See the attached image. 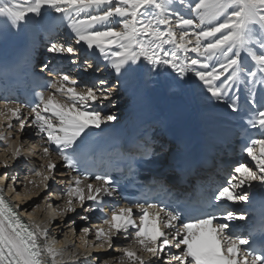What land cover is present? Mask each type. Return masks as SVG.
<instances>
[{
    "label": "snow or ice",
    "instance_id": "obj_1",
    "mask_svg": "<svg viewBox=\"0 0 264 264\" xmlns=\"http://www.w3.org/2000/svg\"><path fill=\"white\" fill-rule=\"evenodd\" d=\"M177 2L187 5L191 15L176 11ZM54 14L70 31L71 42L50 43L47 52L63 56L76 55L81 48L92 51L98 60L102 58L104 68L87 57L81 66L101 76L110 70L109 75L115 73V78H97L81 88V81L59 74L50 82L52 91L47 96L43 91L35 93L36 102L28 105L27 115L24 106L0 98V117L9 130L7 135L0 131V141L11 137L16 121L20 132L34 127L35 134L48 145L42 148L48 162L35 172L44 189L49 188L50 180L67 176L50 158L51 151L58 153L66 168L75 170L78 149L87 137L118 119L106 109L115 106L114 96L122 81H135L144 72V64L149 72L167 73L176 87L193 93L199 90L212 108L225 116H239L248 129L257 131L258 138H249L243 148L251 164L236 163L212 199L217 204L248 203L256 196L253 182L264 188V103L255 99L256 85L264 88V0H0V42H6L25 24H52ZM189 53L196 55L190 57ZM42 68L47 69L48 64ZM21 156L20 146L7 144L0 157L4 169L0 174V264H66L63 250L48 242L49 227L24 222L17 211L20 205H13L4 194V182L11 180L7 187L21 198L14 186L18 177L8 171L10 160ZM86 180L87 176L79 175L59 180L65 185V203L58 206L56 214L74 213L79 206L83 210L79 220L85 222L90 213H105L106 206L111 212L99 226L80 229L82 243L77 247L84 251L68 257L73 264L80 256L84 259L79 264H264V248L253 247L254 235L264 239V219L254 222L245 235L233 222L246 220L248 213L207 211L212 207L208 201L169 206L148 203L145 197L144 203L134 206L131 202L106 205L104 198L117 194V182L108 173L96 175L95 183ZM76 223L72 220L69 225L73 233ZM89 234H94L91 243ZM121 237L131 243L117 248ZM109 250L120 255L113 256Z\"/></svg>",
    "mask_w": 264,
    "mask_h": 264
},
{
    "label": "bare ground",
    "instance_id": "obj_2",
    "mask_svg": "<svg viewBox=\"0 0 264 264\" xmlns=\"http://www.w3.org/2000/svg\"><path fill=\"white\" fill-rule=\"evenodd\" d=\"M175 10L180 12L181 14H183L185 16L191 15V13L188 11L187 5H180L178 2L176 4ZM87 52H90L91 55L93 56V58L98 57L97 53H94L92 51H87ZM77 55H80V53L78 52ZM188 55L190 57H194L196 54L189 53ZM93 58L91 57L90 59H93ZM251 63L252 62L249 59V64L251 65ZM143 66H144V73L143 74H144L147 82L155 83L154 88L156 89V94L158 96L159 104L161 106V110H162L163 114L166 115V117H168L171 121H174L176 119L181 120L183 117H185V115L188 111L187 110L188 107L195 108L196 106L199 105V107L202 109V111L205 115L207 122L208 121L211 122V125L209 127L211 129L215 130L219 134L224 133L225 128L222 125V118L218 115V113H216L213 110L214 108H212L208 104L207 99L205 97L199 95V90H197L196 93H193V91L191 89H188V88H180L179 87V89H171V87L173 85V81L171 80V78L168 77L167 73H164V74L152 73V72L148 71V68H149L148 65L144 64ZM109 71L110 70H108L107 72L109 73ZM111 75L113 77H111V78L108 77L110 81L112 79L114 80L115 73H112ZM135 81H133V82L122 81V84L118 90V91H120V93L118 92L119 93L118 96H122L126 90L129 91V93L132 92L134 85H135ZM256 87H261V86L259 84H257ZM122 89H123V92L121 91ZM183 89L184 90L186 89L188 94H183L182 93ZM177 93H181L183 95L180 94L181 96H179V95L173 96V95H177ZM167 94H169L170 97L167 98L166 97ZM192 95L194 96V99L192 98ZM126 105H127V101L126 102L124 101V104H122L121 106H123V108H124V107H126ZM119 117H120V115H119ZM1 123L4 126L7 125V121H5L2 117H0V124ZM15 123H16V121H13L14 125H15ZM2 129H4V127H1L0 131H2ZM13 129H14L15 134L12 137H10L6 141H0V147H2V150H0L1 151L0 157H2L3 153L5 152V149L3 148V146H6L7 144H11L12 148L20 146L22 156L27 157L30 154V156H28L30 163H33L34 167H36L35 169H37V166H40V167H38V170L42 171L43 166L39 164L37 159H35V153L39 152L37 147H36V143H35L36 137L34 135L32 137L28 136L30 134V131H32V127L31 126L26 127L23 132L19 131V126L14 127ZM12 134H13V130H12ZM13 137H15V138L13 139ZM39 155H41V153L37 154V156H39ZM50 158L58 165V170L61 172L60 164L57 163V161L52 156ZM45 159L48 160L49 157H47ZM23 162L24 161L19 160V159L10 160L11 167L8 169V171L10 172L11 175H17V177H18V180H17L18 183L17 182L15 183V187H16V190L17 189L19 190L20 188L22 189L20 196L23 197L24 195H27L28 193H32V194L36 193L37 195H33V196H37V202H40V204H38L39 207H37V209L34 211V213L32 215H27V214H25V213H27V209L23 208V206H25V204H21L20 203L21 201L16 202L17 204L20 205L19 210H20L21 214H25V216L26 217L28 216L27 218H29L31 221H34L35 223H38L41 226L47 225L50 229V234L48 236V242H52V243H54V246L56 248L62 249L63 250V253H62L63 256H67V255L70 256L74 252L82 253L84 251V249L77 247L78 245H80L82 243V241L80 239V237H81L80 229L85 227V226H98V225L91 222L90 219H89V221L81 222L79 220V216L81 214H83V210L79 206H77V210L74 213H65L63 215H57L56 213L58 211V206L62 207L65 203V199L63 197V194H61V192H59L60 186H61V183H59V180L61 179V177H58V179L56 181L50 180L52 184L51 185L49 184L48 189H44L43 185L41 187V185L37 184V181L35 180L36 179L35 175H30V176L27 175V167L24 165ZM3 171H4V169L0 168V174H2ZM26 177L28 179L35 180L36 184L27 183V180L25 179ZM11 183H13V182L11 181ZM9 191H11V190H9ZM46 192L52 193V195L50 196V201L49 200H46V202L40 201L41 200L40 198L43 197ZM12 193H14V192H12ZM21 200H23V199L21 198ZM68 214H71V215L69 216ZM54 216H55V218H54ZM72 220L77 221L76 225H72V227L76 228V231L74 234L69 228V225H71ZM87 239L89 240L90 243L93 242L94 241V234H89ZM42 242H44L43 238H42ZM127 242L128 241H125L121 237L120 242L117 244V248H122V247L126 246L128 244ZM135 247H136V250L139 252L138 246H135ZM109 251L111 252V254L113 256L120 255V253L116 252L115 250H109ZM95 255H96V250L93 249V257H95ZM104 258L107 259L110 257L105 255ZM57 259L60 260L59 257H57ZM83 259H84L83 256L79 257V260H83ZM79 260L76 261L75 264H79ZM66 264H73V262L71 260H69V262L66 261ZM125 264H128V262L125 261Z\"/></svg>",
    "mask_w": 264,
    "mask_h": 264
},
{
    "label": "rangeland",
    "instance_id": "obj_3",
    "mask_svg": "<svg viewBox=\"0 0 264 264\" xmlns=\"http://www.w3.org/2000/svg\"><path fill=\"white\" fill-rule=\"evenodd\" d=\"M168 71H170V70H168ZM112 74V73H111ZM174 75V74H173ZM110 77H113L112 75L110 76ZM109 77V78H110ZM170 78V77H169ZM113 80V79H112ZM171 89H179V87H175L174 85H172V87H171ZM119 90V89H118ZM120 93V91H117V93H116V96H114V100H115V106H110L109 108H108V110L110 109L111 110V112H115L116 114H119V112L121 111V105L122 104H124V101L126 100V96L125 95H122V96H118V94ZM183 94H188L187 93V90L185 89H183V92H182ZM181 93H177V95H173V96H181V95H183V94H181ZM190 96V95H189ZM166 97L168 98V97H170V95L169 94H167L166 95ZM126 102V101H125ZM123 107V106H122ZM107 110V111H108ZM117 116H119V115H117ZM2 124V123H1ZM4 127V129H2V131L3 132H5V135H7V133H8V131H6V130H8L7 129V126H3ZM1 128V127H0ZM6 128V129H5ZM13 130V134L11 135V137L15 134L14 133V129H12ZM12 130H11V132H12ZM15 137H13V139H14ZM5 147L6 146H3V148L5 149ZM0 150H2V147H0ZM0 154H1V151H0ZM36 154V153H35ZM28 157V156H27ZM40 179H41V177H38V176H36V181H37V184H39V185H41V187H42V184H40L39 183V181H40ZM5 183V189H6V191H7V194L11 197V198H14V199H16V201L18 202V201H21L20 203L21 204H25V206H23V208H25V209H27V213H25V214H27V215H32L33 213H34V211L37 209V205L38 204H40V202H37V196H33V195H37L36 193L35 194H32V193H28L27 194V199H23V197L25 196H23V197H21L23 200H21V198L20 199H17V197H16V193L14 192V193H12V191H9L10 189L7 187V184H10L11 183V180H7V181H5L4 182ZM17 183H18V181H17ZM51 183V182H50ZM52 184V183H51ZM50 184V185H51ZM15 186V185H14ZM17 192H19V193H21L22 192V189L20 188L19 190L17 189ZM47 193V194H46ZM45 194H44V196L43 197H41L40 199V201H45L46 202V200L44 199V197L46 196V195H48L49 193L48 192H46ZM13 194V195H12ZM15 196V197H14ZM44 199V200H43ZM49 201H50V198L48 199ZM22 211V210H21ZM69 216L71 215V214H68ZM74 234V233H73Z\"/></svg>",
    "mask_w": 264,
    "mask_h": 264
}]
</instances>
